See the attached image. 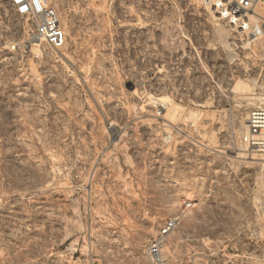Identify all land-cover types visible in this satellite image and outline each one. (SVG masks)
<instances>
[{
	"label": "rangeland",
	"instance_id": "1",
	"mask_svg": "<svg viewBox=\"0 0 264 264\" xmlns=\"http://www.w3.org/2000/svg\"><path fill=\"white\" fill-rule=\"evenodd\" d=\"M43 1L59 50L0 0V264H264V0L258 38L210 0Z\"/></svg>",
	"mask_w": 264,
	"mask_h": 264
},
{
	"label": "built area",
	"instance_id": "2",
	"mask_svg": "<svg viewBox=\"0 0 264 264\" xmlns=\"http://www.w3.org/2000/svg\"><path fill=\"white\" fill-rule=\"evenodd\" d=\"M211 4L229 27L243 33L245 36L258 38L262 27L259 19L255 18L253 7L256 0H210ZM16 16L24 20L30 41L59 50L65 44V33L56 10L43 0H10ZM250 18H255L254 21ZM249 146L257 152L264 153V109L258 108L250 112L247 118ZM173 222L167 223L161 235H165L172 227ZM159 245L156 243L150 248V254L158 255Z\"/></svg>",
	"mask_w": 264,
	"mask_h": 264
}]
</instances>
